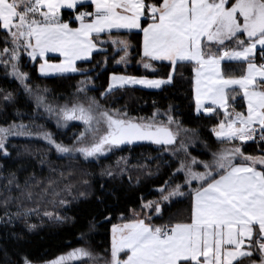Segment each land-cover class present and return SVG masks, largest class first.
Here are the masks:
<instances>
[{"label": "snow or ice", "instance_id": "obj_1", "mask_svg": "<svg viewBox=\"0 0 264 264\" xmlns=\"http://www.w3.org/2000/svg\"><path fill=\"white\" fill-rule=\"evenodd\" d=\"M65 9L71 10L69 19L62 15ZM133 30L142 34L138 62L143 68L154 70L153 61H167L171 71L166 79L113 73L101 95L115 86L160 88L172 82L179 67L190 66L196 111L217 117L212 132L219 147L208 158H186L190 153L184 141L168 148L181 126L167 113L166 120L158 121V110L148 118L131 117L126 110L106 108L94 97L57 110L46 102L47 90L33 88L18 63L23 50L33 61L39 57L42 74L75 73L81 71L76 62L89 60L94 51L107 63L110 45L115 63L127 64L132 47L127 36ZM0 31L4 43L0 63L7 70L14 62L10 75L34 99V113L43 108L56 117L58 126L71 120L85 125L71 145L57 142L34 119L0 125L4 155L9 154V137L32 136L42 137L57 153L85 158L134 141L161 145L162 151L174 156L184 152V157L176 156L179 163L173 173H182V182L164 181L158 199L142 202L149 213H136L112 225L110 259L105 264H264V143L259 155L236 143L264 142V0H0ZM48 53L62 59L52 63ZM2 98L11 101L13 96L6 93ZM184 196L191 197L186 218L153 221L154 214L162 219L163 202ZM81 258H88L84 264H96L87 247L43 264ZM23 264L34 262L25 257Z\"/></svg>", "mask_w": 264, "mask_h": 264}, {"label": "trees", "instance_id": "obj_2", "mask_svg": "<svg viewBox=\"0 0 264 264\" xmlns=\"http://www.w3.org/2000/svg\"><path fill=\"white\" fill-rule=\"evenodd\" d=\"M70 13L71 10L65 9L62 15L69 19ZM127 39L132 44L127 64L115 63L110 45L106 46L107 63L103 54L95 52L89 60L77 63L81 71L75 73L42 76L41 60L33 61L24 54L19 64L28 73L33 88L47 90L45 95L50 102L73 99L87 81L92 84L88 94L106 108L126 110L130 116L144 118L151 117L157 110L171 111L179 124L196 138L190 155L208 158L219 147L212 132L217 117L196 113L190 66L179 67L173 73L172 82L159 90L122 87L101 95L108 88L113 73L166 79L171 71L168 63L154 61V70L144 69L138 62L142 34L133 31ZM3 47L0 31V49ZM9 67L6 70L0 63V125L13 121L28 124L34 119L36 125H43L52 132L56 140L71 144L80 133V126L59 131L40 109L34 113V99L10 76ZM6 93L12 94L11 101L2 98ZM237 100L239 107L242 101L240 97ZM236 143H242L243 151L259 155L260 144L264 142ZM6 147L9 154L0 155V264H23L25 257L42 263L85 246L100 257L96 264H105V260L110 259L112 225L134 218L142 202L158 197L157 190L164 181L172 178L182 182L183 177L181 173L173 176L179 163L176 156L183 157V153L174 157L164 154L161 145L122 146L96 161L81 156L60 158L47 144L30 139H11ZM54 192L58 195H53ZM81 192L85 195L81 196ZM62 199L67 203H60ZM190 207V196L179 197L163 206L162 219L155 217L153 221L184 219L190 214ZM45 212L52 213V218Z\"/></svg>", "mask_w": 264, "mask_h": 264}, {"label": "rangeland", "instance_id": "obj_3", "mask_svg": "<svg viewBox=\"0 0 264 264\" xmlns=\"http://www.w3.org/2000/svg\"><path fill=\"white\" fill-rule=\"evenodd\" d=\"M27 55L26 53H24L23 52V50H21V53H20V57H19V61H20V59H21V57H22V55ZM3 58V57H2ZM31 59V58H30ZM19 61H18V63H19ZM11 63H14V62H10V64ZM10 64H9V66H10ZM19 66H20V64H19ZM10 68V67H9ZM20 68H21V66H20ZM10 71H11V68H10ZM10 71H9V73H10ZM12 78H14L12 75H10ZM15 79V78H14ZM18 81V80H17ZM19 82V81H18ZM92 86V84L90 83V82H87V81H84V83L82 84V86H81V88H80V91H79V93L76 95V97H74L73 99H71V100H67V101H64V102H61V103H57V102H50V101H46L47 103H49V104H51V105H53L57 110L59 109V107H62V106H64V105H68V106H71L73 103H78V102H85L86 103V98H88V97H93V96H91V95H89L88 94V88H90ZM81 89H83V90H81ZM194 101H195V99H194ZM206 104H207V102H206ZM195 107H196V105H195ZM40 110H41V112H42V115L46 118V119H49L50 121H52L54 124H55V126H56V128L59 130V131H63V132H65V131H67L71 126H73V125H79L80 126V129H81V131H83L84 129H85V125H84V123L82 122V121H78V120H71V121H67L66 123L65 122H62L61 123V126H58L57 125V119H56V117L55 116H52V115H49L46 111H44V109L43 108H40ZM165 113H167V114H170V115H172L173 116V114H172V112L171 111H158L157 112V116H156V119L159 121V120H166V115H165ZM130 116V115H129ZM131 117H133V116H131ZM44 118V119H45ZM136 118H140V117H136ZM181 126V125H180ZM170 127L173 129V130H175L176 129V125L175 124H172V125H170ZM44 128V130H46V131H48V132H50L49 130H47L45 127H43ZM33 130H35V127H33ZM80 131V132H81ZM52 135H53V138L56 140V138H55V135L52 133V132H50ZM80 134V133H79ZM79 134H78V136H79ZM30 139V140H36V141H40V142H43V143H45V144H47L48 146H50L54 151H55V153H56V155L58 156V157H60V158H63V157H71V156H81L83 159H85V160H91V161H96V160H99L102 156H106L107 154H109V153H111L115 148H118V146H116V147H113L111 150H109L108 152H106V153H104V154H102V155H99L98 157H89V158H85V157H83L82 155H80L79 153H75V154H71V155H69V154H60V153H57L56 152V150H55V148H54V146H52V145H50V144H48V142L47 141H45L42 137H37V136H32V137H9V140H8V142L11 140V139ZM75 139H76V137L74 138V140H73V142L75 141ZM57 142H61V143H63V144H65V145H71V144H73V142L71 143V144H67V143H65V142H62V141H58V140H56ZM181 141H184L185 142V144L187 145V151H188V153H189V150L191 149V148H193V147H195V145H196V143H197V141H196V138H195V136L193 135V133L191 132V131H189L188 129H186V128H183L182 126H181V130L179 131V133L177 134V136H176V140H175V142H174V144H173V146H167L168 148H177V147H179V144H180V142ZM7 142V143H8ZM7 143H6V145H7ZM164 154H167V155H170V156H173L174 157V155H173V153L171 152V151H162ZM183 153V154H182ZM178 154H182L183 155V157H184V152H183V150H181L180 152H178L176 155H178ZM0 155H4L2 152H0ZM191 157H193V156H189V157H186V158H188V159H190ZM125 164H127V163H125ZM182 174V173H181ZM157 192L159 193V189L157 190ZM158 197H159V195H158ZM158 197L156 198V199H158ZM177 198H179V197H176V198H173V200L172 201H174L175 199H177ZM156 199H154V200H156ZM169 202H163L162 203V209H163V206L165 205V204H168ZM150 212V210L149 209H145V208H143V206L141 207V209L139 210V212L138 213H140L141 215H143L144 213H149ZM155 217H159V216H157V215H153V218H155ZM50 218V217H49ZM52 218V217H51ZM85 247H87L90 251H92L91 250V248L90 247H88V246H85ZM70 251H72V250H70ZM69 251V252H70ZM93 252V251H92ZM68 253V252H67ZM66 254V253H65ZM93 254H94V257H95V261H97V259H98V257L99 256H97L94 252H93ZM64 255V254H63ZM100 258V257H99ZM88 260V258H81V260H72V261H67L66 262V264H77V263H82V262H85V261H87ZM34 264H43V262L42 263H34Z\"/></svg>", "mask_w": 264, "mask_h": 264}, {"label": "crops", "instance_id": "obj_4", "mask_svg": "<svg viewBox=\"0 0 264 264\" xmlns=\"http://www.w3.org/2000/svg\"><path fill=\"white\" fill-rule=\"evenodd\" d=\"M122 31H123V30H122ZM133 31H137V30H133ZM93 53H95V51H94ZM46 58H59V59H62V58L59 57V55L56 54V53H48V54H46ZM37 59H39V57H37ZM51 62H52V63H58L59 60H58V61H51ZM78 62H80V61H77L76 64H77ZM154 62H165V63H168L167 61H154ZM41 63H42V61H41ZM39 72H40V71H39ZM66 73H74V72H66ZM40 74H41L42 76H53V75L65 74V73L49 72V73H44V74H42V73L40 72ZM170 83H171V82H170ZM170 83H166V84H170ZM166 84L161 85L160 88H149V87H146V86H143V85H125V86H123V87H138V88L149 89V90H159V89H161V88H162L164 85H166ZM116 88H122V87H120V86H115L114 89H116ZM194 99H195V98H194ZM196 113H197L198 115H199V114H203V115H207V116L212 115V113H204L202 109L200 110V112H197V111H196ZM111 238H112V230H111Z\"/></svg>", "mask_w": 264, "mask_h": 264}, {"label": "water", "instance_id": "obj_5", "mask_svg": "<svg viewBox=\"0 0 264 264\" xmlns=\"http://www.w3.org/2000/svg\"><path fill=\"white\" fill-rule=\"evenodd\" d=\"M175 142V141H174ZM144 144H152V145H156V144H153L152 142H150V141H134L132 144H127V143H125V144H121V145H119L118 147H125V146H131V147H133V146H139V145H144Z\"/></svg>", "mask_w": 264, "mask_h": 264}]
</instances>
